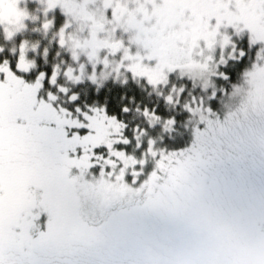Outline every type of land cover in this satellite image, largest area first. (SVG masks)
<instances>
[{
	"label": "snow or ice",
	"instance_id": "obj_1",
	"mask_svg": "<svg viewBox=\"0 0 264 264\" xmlns=\"http://www.w3.org/2000/svg\"><path fill=\"white\" fill-rule=\"evenodd\" d=\"M39 3L0 0L53 33L0 45V264H264V0Z\"/></svg>",
	"mask_w": 264,
	"mask_h": 264
},
{
	"label": "flooded vegetation",
	"instance_id": "obj_2",
	"mask_svg": "<svg viewBox=\"0 0 264 264\" xmlns=\"http://www.w3.org/2000/svg\"><path fill=\"white\" fill-rule=\"evenodd\" d=\"M38 3H39V0H21L20 7L25 9L30 17L36 16L39 18V8H37V7L32 8V6H34V5L39 6ZM31 8L33 9V13L31 11ZM34 14H36V15H34ZM38 22H39V19L35 20V22L29 20L28 25H27V29L22 31L20 36L17 37V39L14 41L15 44H18L20 39H28L29 41H31L33 43L39 41L40 47H41V45L43 47L49 45V42L53 40V33L49 32V33H47V35H45L43 32L37 31L36 29H38V27L36 25ZM54 49H55V45L53 44L51 46L49 59H51L54 56L52 53V52H54Z\"/></svg>",
	"mask_w": 264,
	"mask_h": 264
},
{
	"label": "trees",
	"instance_id": "obj_3",
	"mask_svg": "<svg viewBox=\"0 0 264 264\" xmlns=\"http://www.w3.org/2000/svg\"><path fill=\"white\" fill-rule=\"evenodd\" d=\"M22 36V35H21ZM0 45H4L5 47H7L8 49H11L12 47H14L16 44H15V42L14 41H5V40H3L2 38H0ZM40 49L42 50L43 49V46L41 45V47H40ZM55 50L56 49H54V52H52L53 53V55H54V53H55ZM30 55H34L33 53H30ZM42 57H37V60H38V62H42ZM51 60V62H56V61H53V57L51 58V59H49V61Z\"/></svg>",
	"mask_w": 264,
	"mask_h": 264
},
{
	"label": "rangeland",
	"instance_id": "obj_4",
	"mask_svg": "<svg viewBox=\"0 0 264 264\" xmlns=\"http://www.w3.org/2000/svg\"><path fill=\"white\" fill-rule=\"evenodd\" d=\"M38 4H39V6L38 5H34V6H32V8H35V7L39 8V18L42 19V5L40 3H38ZM32 8H31V11L33 13V9ZM57 11H59V10H57ZM34 15H36V14H34ZM12 19H15L14 15L12 16ZM40 19H39V22L36 25L37 27H39Z\"/></svg>",
	"mask_w": 264,
	"mask_h": 264
}]
</instances>
